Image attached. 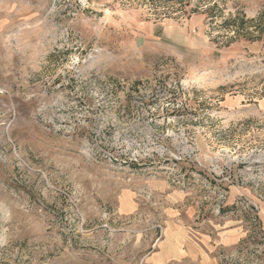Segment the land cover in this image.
I'll return each mask as SVG.
<instances>
[{
  "label": "rangeland",
  "instance_id": "rangeland-1",
  "mask_svg": "<svg viewBox=\"0 0 264 264\" xmlns=\"http://www.w3.org/2000/svg\"><path fill=\"white\" fill-rule=\"evenodd\" d=\"M149 2L0 0V264H162L167 198L196 233L218 192L262 263L264 0Z\"/></svg>",
  "mask_w": 264,
  "mask_h": 264
},
{
  "label": "crops",
  "instance_id": "crops-1",
  "mask_svg": "<svg viewBox=\"0 0 264 264\" xmlns=\"http://www.w3.org/2000/svg\"><path fill=\"white\" fill-rule=\"evenodd\" d=\"M237 196L255 201V198L247 190H231L228 203H232ZM169 204L164 221L162 243L163 256L157 260L162 264L174 262L175 264H229L230 260L245 258L243 252L250 228L247 222L239 217L225 214L219 220L207 222L201 231H190L193 217L196 212L195 206L183 200V194L178 193L169 196ZM178 203V206H172ZM166 209V211H167ZM264 231V221L262 223ZM253 233V232H252ZM162 258V259H161ZM157 263L156 259L147 256L145 260ZM264 264V253L261 259Z\"/></svg>",
  "mask_w": 264,
  "mask_h": 264
},
{
  "label": "trees",
  "instance_id": "trees-1",
  "mask_svg": "<svg viewBox=\"0 0 264 264\" xmlns=\"http://www.w3.org/2000/svg\"><path fill=\"white\" fill-rule=\"evenodd\" d=\"M149 4L152 7H155L158 5L162 7L163 13L165 15H169L167 17H170V15H175L176 17H182V16H189L190 14H194L199 11V8L201 6L205 5V2L207 0H200L198 5L194 8L190 7V2L191 0H149ZM203 4V5H200ZM213 11V8L207 9L206 11H203L202 13L207 15V18L210 19L212 18L210 15H208L210 12ZM261 34H259L257 37L249 36L250 41H261L264 42V38L262 35V31H259ZM239 31H236L235 34L237 36H240ZM250 35V34H249Z\"/></svg>",
  "mask_w": 264,
  "mask_h": 264
},
{
  "label": "built area",
  "instance_id": "built-area-1",
  "mask_svg": "<svg viewBox=\"0 0 264 264\" xmlns=\"http://www.w3.org/2000/svg\"><path fill=\"white\" fill-rule=\"evenodd\" d=\"M217 204L216 206L214 207V209L212 210V213L215 215V216H218V217H222L225 215V213L223 212L225 209V204H226V194L224 192H218L217 194Z\"/></svg>",
  "mask_w": 264,
  "mask_h": 264
}]
</instances>
